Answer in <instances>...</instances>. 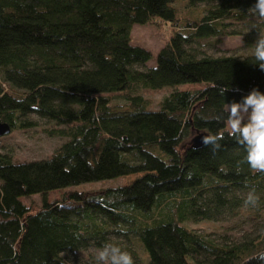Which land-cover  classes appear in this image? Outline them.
<instances>
[{
	"label": "trees",
	"instance_id": "obj_1",
	"mask_svg": "<svg viewBox=\"0 0 264 264\" xmlns=\"http://www.w3.org/2000/svg\"><path fill=\"white\" fill-rule=\"evenodd\" d=\"M160 23L171 34L155 57L131 43L134 24ZM262 29L264 0H0V122L24 128L35 114L66 139L43 159L0 153V264H80L69 256L90 249L130 257L117 264H264V228L216 242L190 225L264 209V121L253 135L225 129L226 104L264 103ZM235 34L251 54L199 49ZM184 83L204 86L157 108L137 92ZM33 194L34 210L20 200Z\"/></svg>",
	"mask_w": 264,
	"mask_h": 264
},
{
	"label": "rangeland",
	"instance_id": "obj_2",
	"mask_svg": "<svg viewBox=\"0 0 264 264\" xmlns=\"http://www.w3.org/2000/svg\"><path fill=\"white\" fill-rule=\"evenodd\" d=\"M260 19L258 18V20ZM240 26L243 28L245 34H250L254 28V26L247 24H240ZM258 33L264 34V29ZM170 34L171 29L166 23H160L159 25L134 24L131 29V43L150 50L155 57L158 50L168 40ZM199 49L202 53L212 56L247 55L252 53V50L244 45L241 34L221 36L220 43L215 46L204 42L199 46ZM154 63L155 58L149 60L146 66L154 65ZM203 86L204 83H184L177 85V87H164L159 90L138 89L137 92L147 99L150 108H157V103L162 97L175 89H197ZM114 98L120 103L123 102L116 94ZM225 107L231 114V119L225 127L226 130L241 129L246 135L258 133L259 123L264 121V103H229ZM27 117L26 121L30 123L29 125L24 128H12L7 134L0 136V153L8 154L12 161H30L47 158L66 140L61 136L49 135L47 132L48 130L61 128V126H56L51 121L40 118L35 114H30ZM195 136L196 134H193L189 138H194ZM137 176L138 174H133L109 180L80 183L62 190L52 191L46 196V199L48 201L60 200L65 190L91 192L108 187L121 186L131 182ZM20 200L24 205L34 210L41 205L42 196L33 194L21 197ZM249 211H244L243 214L228 217L224 220H203L191 223L190 225L216 242L249 239L255 237L260 229L264 228V209ZM69 257L75 259L80 264H91V261L94 259H97L100 264H117L126 259L130 260L128 255H121L113 251H101L100 249L78 251Z\"/></svg>",
	"mask_w": 264,
	"mask_h": 264
},
{
	"label": "water",
	"instance_id": "obj_3",
	"mask_svg": "<svg viewBox=\"0 0 264 264\" xmlns=\"http://www.w3.org/2000/svg\"><path fill=\"white\" fill-rule=\"evenodd\" d=\"M10 130L11 127L7 123L0 122V136L7 134L8 132H10ZM208 138L209 135L207 133L197 134L192 140L193 147H201L208 140Z\"/></svg>",
	"mask_w": 264,
	"mask_h": 264
}]
</instances>
